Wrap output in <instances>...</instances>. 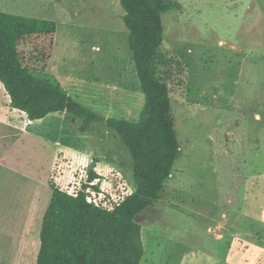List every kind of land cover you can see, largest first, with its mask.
Segmentation results:
<instances>
[{
	"label": "rangeland",
	"instance_id": "1",
	"mask_svg": "<svg viewBox=\"0 0 264 264\" xmlns=\"http://www.w3.org/2000/svg\"><path fill=\"white\" fill-rule=\"evenodd\" d=\"M178 1L162 21L183 66L170 88L179 154L162 198L135 217L142 264H264V0ZM0 11L57 22L36 75L105 117L137 121L143 95L118 0H0ZM7 104L0 83V115ZM76 126L62 113L19 133L0 125V264H35L50 184L74 193L94 171L90 197L104 210L133 190L118 137Z\"/></svg>",
	"mask_w": 264,
	"mask_h": 264
},
{
	"label": "trees",
	"instance_id": "2",
	"mask_svg": "<svg viewBox=\"0 0 264 264\" xmlns=\"http://www.w3.org/2000/svg\"><path fill=\"white\" fill-rule=\"evenodd\" d=\"M118 2L143 95L135 122L105 117L59 83L35 74L38 57L44 68L51 54L56 21L0 11V83L10 107L30 121L51 113L69 115L79 134L104 125L122 142L131 161L134 188L109 210L90 197L99 191L94 181L100 176L94 171L74 193L50 184L35 264H142L145 251L135 217L162 198L179 154L170 88L183 66L164 41L162 14L182 5L178 0Z\"/></svg>",
	"mask_w": 264,
	"mask_h": 264
},
{
	"label": "crops",
	"instance_id": "3",
	"mask_svg": "<svg viewBox=\"0 0 264 264\" xmlns=\"http://www.w3.org/2000/svg\"><path fill=\"white\" fill-rule=\"evenodd\" d=\"M6 111H7V113H5L3 116L0 115V116H2V117H0V125L8 127L10 129L9 130L10 132L19 133V132H21V130H23V125L25 124V122H29V123L34 122V121L28 120V118L26 117V115L23 112H20L19 110L10 107L9 106V98H8V104L6 105ZM13 117H16L17 121H15ZM4 118L6 119V122L3 121ZM3 122L9 123L10 125L9 124L5 125ZM1 133L3 134V132H0V134Z\"/></svg>",
	"mask_w": 264,
	"mask_h": 264
}]
</instances>
